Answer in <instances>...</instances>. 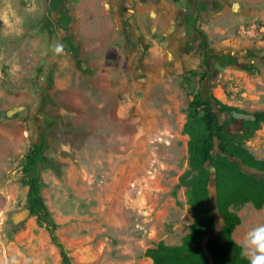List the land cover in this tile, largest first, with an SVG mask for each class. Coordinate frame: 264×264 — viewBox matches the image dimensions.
<instances>
[{
    "label": "rangeland",
    "instance_id": "rangeland-1",
    "mask_svg": "<svg viewBox=\"0 0 264 264\" xmlns=\"http://www.w3.org/2000/svg\"><path fill=\"white\" fill-rule=\"evenodd\" d=\"M243 1L226 0L209 18L214 31L208 45L215 53L234 50L252 72L216 64L211 92L222 103L253 112L264 106V52L253 43L256 57H246L241 37L264 40L258 32L264 7L257 5L264 0ZM29 2L13 5L25 15ZM36 2L38 11L26 16L21 35H5L0 24V264H63L34 218L13 221L26 209L24 155L41 132L47 133L46 157L60 164L59 172L41 170L42 195L72 264H151L145 250L160 241L180 244L192 221L185 189L176 184L187 167L188 103L200 85L183 76L202 69L176 52L165 56L169 62L153 87L126 89L130 104L120 116L119 90L108 86L113 79H104L97 63L87 75L63 39L74 35L67 17L74 9L79 15L82 0ZM223 38L238 40L239 48L231 40L221 44ZM57 42L65 52L54 56ZM245 146L264 162V126ZM237 214L242 221L235 237L241 242L262 223L264 206L246 203Z\"/></svg>",
    "mask_w": 264,
    "mask_h": 264
},
{
    "label": "trees",
    "instance_id": "trees-1",
    "mask_svg": "<svg viewBox=\"0 0 264 264\" xmlns=\"http://www.w3.org/2000/svg\"><path fill=\"white\" fill-rule=\"evenodd\" d=\"M200 37L205 50L200 63L202 71L192 69L183 76L184 80L196 79L200 90L188 103L183 129L188 136L187 167L176 184V188L185 189L192 221L180 244L167 245L160 241L147 248L144 256L151 259L152 264H208L200 245L202 238L208 236L206 246L212 255V264H249L232 234L241 222L238 208L246 203L254 209L264 206V162L256 159L245 146V142L264 126V111L247 112L222 103L212 94L210 74L213 66L209 65V60L246 72H252V65L241 63L239 57L230 52L224 51L217 56L209 54L202 32ZM64 41L76 55L72 41L65 36ZM244 55L256 57L251 51ZM262 59L264 61V56ZM46 149L47 133L41 132L24 155L21 170L26 177V208L36 225L48 233L51 243L59 250L62 263L72 264L58 239L57 224L42 195L41 170H60L58 162L46 157ZM242 166L262 175L248 173Z\"/></svg>",
    "mask_w": 264,
    "mask_h": 264
},
{
    "label": "crops",
    "instance_id": "crops-1",
    "mask_svg": "<svg viewBox=\"0 0 264 264\" xmlns=\"http://www.w3.org/2000/svg\"><path fill=\"white\" fill-rule=\"evenodd\" d=\"M225 1L220 0V4H217L219 9H212L208 13L199 8V12L195 14L196 22L193 14H186L188 10L184 0H82L79 15L74 9L67 17L70 31L74 35L63 36L72 41L76 49L74 57L83 65L87 75L93 73V65L97 63L103 69V78L108 81L113 79L115 83H109L108 86L119 90L117 114L124 116L131 97L126 89L133 86L140 90L144 87L145 91L147 87H153L158 78L156 73L166 69L164 64L169 62L163 59L165 56H173L176 52L186 64L200 66L196 40H203L200 35L191 32L189 27L196 23L198 33L205 35L208 45L214 31L210 29L211 23L209 24L208 20L224 9ZM243 2L245 5L249 4L245 0ZM257 5L264 7V2ZM218 31L220 32V29ZM227 40L231 39L223 38L221 44ZM241 40L244 42V53L251 51L252 46L249 45L253 43L255 48L264 52V40L250 37H241ZM231 42V47L239 48L238 40L232 39ZM67 50H70L69 45ZM208 50L209 54L216 56L224 51L239 55L230 49L215 53L209 45ZM209 61L212 63L213 60ZM171 62L175 63L173 59ZM130 77H134V80H130ZM262 217L261 222L264 223V215ZM240 220L242 221L241 217ZM232 236L240 245V241L235 237V229ZM147 260L152 264L151 259Z\"/></svg>",
    "mask_w": 264,
    "mask_h": 264
},
{
    "label": "clouds",
    "instance_id": "clouds-1",
    "mask_svg": "<svg viewBox=\"0 0 264 264\" xmlns=\"http://www.w3.org/2000/svg\"><path fill=\"white\" fill-rule=\"evenodd\" d=\"M25 15L18 13L13 5V0H0V24L3 26L5 35H21L27 15L38 11L36 0H30L24 8ZM54 56L64 54L65 47L62 43H54L51 46ZM241 255L247 257L249 264H264V223L250 228L240 242Z\"/></svg>",
    "mask_w": 264,
    "mask_h": 264
},
{
    "label": "flooded vegetation",
    "instance_id": "flooded-vegetation-1",
    "mask_svg": "<svg viewBox=\"0 0 264 264\" xmlns=\"http://www.w3.org/2000/svg\"><path fill=\"white\" fill-rule=\"evenodd\" d=\"M185 1V6L187 7L186 10H188L186 12L187 15L189 14H193L194 20L197 22V16L195 15L196 12H199V8H202L203 10H205V12H210V10L214 9H219V6L217 7V4H220V0H201V2H198V0H184ZM186 15V17H187ZM190 31L193 32L195 35H200L198 33V28L196 26V23L191 25L189 27ZM196 44L199 48V54H200V60L202 61V55H203V49H202V42L201 39L199 38L198 40H196ZM215 64H218L217 62H215L214 60L212 61V63H210L209 61V65L213 66Z\"/></svg>",
    "mask_w": 264,
    "mask_h": 264
},
{
    "label": "water",
    "instance_id": "water-1",
    "mask_svg": "<svg viewBox=\"0 0 264 264\" xmlns=\"http://www.w3.org/2000/svg\"><path fill=\"white\" fill-rule=\"evenodd\" d=\"M242 167H243V169H245L248 173H252V172H253V173L257 174V175H262V174H261L260 172H258V171H254V170H252V169L245 168L244 166H242ZM210 170H211V173L213 174V173H214V169L211 168ZM213 178H214V177L212 176V179H213ZM27 216H29V211H28V209L26 208V209L22 210L20 213H18L17 215H15V216L13 217V221H14V222H18V221L24 219V218L27 217ZM207 240H208V236H204V237L202 238L201 242H200V245H201L202 251H203V253H204V255H205L206 259H207L208 264H212V262H213V258H212V255H211V253L209 252V250H208V248H207V246H206V244H207Z\"/></svg>",
    "mask_w": 264,
    "mask_h": 264
},
{
    "label": "built area",
    "instance_id": "built-area-1",
    "mask_svg": "<svg viewBox=\"0 0 264 264\" xmlns=\"http://www.w3.org/2000/svg\"><path fill=\"white\" fill-rule=\"evenodd\" d=\"M258 32L261 33V34H264V24L263 25H260L258 27ZM255 36H257V35H255Z\"/></svg>",
    "mask_w": 264,
    "mask_h": 264
},
{
    "label": "bare ground",
    "instance_id": "bare-ground-1",
    "mask_svg": "<svg viewBox=\"0 0 264 264\" xmlns=\"http://www.w3.org/2000/svg\"><path fill=\"white\" fill-rule=\"evenodd\" d=\"M152 110V109H151ZM115 142V141H114ZM114 144V143H113ZM114 148V147H113ZM88 150V149H87ZM94 150V149H93ZM80 157V156H79ZM113 159H115V158H113ZM84 162V161H83ZM103 162V161H102ZM113 162V161H112ZM152 169V168H151ZM74 170H76V169H74ZM69 171V170H68ZM93 173V172H92ZM101 173V172H100ZM105 183V182H104ZM94 185V184H93ZM95 198V197H94ZM120 208V207H119ZM122 226V225H121Z\"/></svg>",
    "mask_w": 264,
    "mask_h": 264
}]
</instances>
